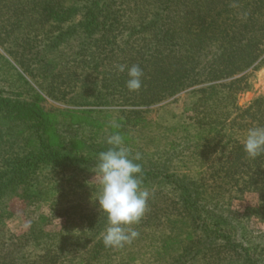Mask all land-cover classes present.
<instances>
[{"label":"trees","instance_id":"trees-1","mask_svg":"<svg viewBox=\"0 0 264 264\" xmlns=\"http://www.w3.org/2000/svg\"><path fill=\"white\" fill-rule=\"evenodd\" d=\"M25 30L42 31L48 52L75 50L82 72L66 68L52 97L96 81V105L120 107L123 119L107 122L101 110L73 119L0 97L1 119L11 121L0 123V231L9 210L64 219L56 232H0V264H128L145 247L153 264H264V232L246 231L253 216L264 218V155L249 158L243 147L247 130L264 126V97L238 104L264 60V0H0V45ZM121 64L141 67L139 91L128 90ZM117 132L139 154L150 193L130 250L105 247L106 217L88 183ZM238 184L260 197L244 214L231 209Z\"/></svg>","mask_w":264,"mask_h":264},{"label":"rangeland","instance_id":"rangeland-1","mask_svg":"<svg viewBox=\"0 0 264 264\" xmlns=\"http://www.w3.org/2000/svg\"><path fill=\"white\" fill-rule=\"evenodd\" d=\"M42 33L43 32L41 31V34L39 35H37V33L27 34L26 30L24 32H18L15 41H13L14 36H11L10 38L5 36V45L8 51L0 45V97L6 98V100L8 99L11 103H13V101L16 102L17 100H21L30 105L35 104L36 107L42 108L46 113L54 112L57 109L71 111L70 116L73 119L84 120V117L81 116L80 112L87 113L94 110L106 112L103 114L102 119L107 122L114 123L120 118L118 113V110L121 109L120 107L113 104L104 106L96 105L95 102L97 101L95 98L97 97L96 95L98 92L95 83L96 81L84 87L83 85L81 86V83H79V86L81 87L77 86L78 88H74L73 86L72 90H74L75 93L67 96L66 100H63V98L60 101L57 100V97H60L59 95H56V97L51 96L49 87L51 85L59 86L62 84V79L64 78L62 72H64L66 68H69V71L71 72L73 70L76 71L77 69H80L81 66L78 61H74L73 63L75 50L72 47L69 48L64 46L58 50L48 52L45 46L46 38ZM9 49L13 51L12 56L9 54ZM18 60L22 62L25 67H30L34 76L31 77L24 73ZM78 71L79 73L82 72L81 69ZM19 74L24 77L23 80L19 78ZM248 84L249 89L238 96V104L240 106H246L253 100L259 97H264V60L258 69L251 73L248 79ZM53 86L51 88H53ZM64 87L65 86H63V88ZM184 96V94L180 96L181 100L178 105L179 107H181L183 103ZM158 107L159 106H155L152 108L155 111L148 115L149 119H157L159 116V113L156 112ZM13 113L14 112L9 111L8 115H13ZM26 113V111H23L25 119L29 120L30 116ZM6 117L7 115L1 119L0 116V123L10 125L11 121L6 119ZM120 119L123 118L121 117ZM94 178L95 176L93 173L89 177L88 183L99 187L98 182L94 181ZM231 193L233 196L231 203L232 211L244 214L246 208L256 206L259 203V194L256 192H249L242 184L236 185ZM74 199H76V197H72V200ZM18 203L20 202L14 201L12 203L13 207H18ZM43 207V211L47 214L49 212L48 207L46 205H43ZM9 211V214L2 215V227L4 228L3 231L0 232L4 237L9 238L10 235L21 236L42 228L50 232H56L64 226V219L61 218H53L50 222H43L41 220L39 221V219L35 220L36 214L34 212H28V215L35 218L34 220H29L27 219L26 214L21 210L20 212H15L14 210ZM246 231L254 234L264 232V218L253 216L246 226ZM147 234L149 235L151 232ZM4 240L6 241V239ZM141 243L143 244L144 241ZM125 246L127 247L126 250H130L128 249L130 245ZM151 249H153V247ZM150 250L148 247H145L144 252L146 255L139 260H128V264H153V256L148 253ZM127 257L129 256H126V259ZM162 264H164V262Z\"/></svg>","mask_w":264,"mask_h":264},{"label":"clouds","instance_id":"clouds-1","mask_svg":"<svg viewBox=\"0 0 264 264\" xmlns=\"http://www.w3.org/2000/svg\"><path fill=\"white\" fill-rule=\"evenodd\" d=\"M121 73L127 72L126 87L129 91H139L142 87L143 70L139 65H117ZM118 127V125H113ZM110 146L98 154L95 163L92 201L99 203L105 214L107 226L102 238L105 247L122 248L131 244L139 233L131 225L138 224L148 209L150 193L142 187V166L137 163L139 154L131 156L125 146L124 137L117 133L107 139ZM244 151L249 158L264 155V126H254L247 130L243 141Z\"/></svg>","mask_w":264,"mask_h":264}]
</instances>
